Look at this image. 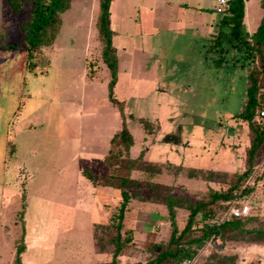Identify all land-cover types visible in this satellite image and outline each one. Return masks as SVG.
Wrapping results in <instances>:
<instances>
[{
	"label": "rangeland",
	"instance_id": "obj_1",
	"mask_svg": "<svg viewBox=\"0 0 264 264\" xmlns=\"http://www.w3.org/2000/svg\"><path fill=\"white\" fill-rule=\"evenodd\" d=\"M259 2L248 0L249 26L261 11ZM217 3L112 1L118 106L108 99L98 0H71L53 45L30 61L21 31L29 8L15 14L1 0L0 264H14L20 244L21 264H109L122 198L120 189L100 185L108 178L115 186L118 177L133 182L120 230L129 241L116 264H146L174 248L167 195L186 202L175 209L178 233L186 226L189 203L208 201L211 191L232 186L246 192L234 200L250 208L243 228L264 230V142L251 173L238 180L247 170L251 139L247 122L237 117L248 69L217 68L204 59L211 24L218 30L222 17L214 11ZM12 44L16 48H8ZM261 112L254 120L264 129ZM123 125L133 139L126 154L122 142L109 143ZM209 171L218 174L213 181ZM230 207L219 202L204 210L211 218L197 214L180 242L194 258L180 264H264V243H252V235L227 229L225 236L188 245L206 224L228 217Z\"/></svg>",
	"mask_w": 264,
	"mask_h": 264
},
{
	"label": "trees",
	"instance_id": "obj_2",
	"mask_svg": "<svg viewBox=\"0 0 264 264\" xmlns=\"http://www.w3.org/2000/svg\"><path fill=\"white\" fill-rule=\"evenodd\" d=\"M6 2L15 14H20L22 11L29 8V17L25 22H22L21 31L23 33L24 44L27 50V58L28 61H30L32 60L33 55L39 52L42 48L53 45L62 25L61 15L70 9L71 0H6ZM98 2L99 10L96 28L99 38L103 43L102 60L110 74V81L107 87L108 99L114 105L119 106V103L113 97V89L117 82L118 62L116 58V50L112 46L113 31L110 29V5L112 0H98ZM260 5L263 10L262 19L257 30L252 35H249L244 24L245 0H229L228 6L220 18L217 33L210 40V43L206 48V55L204 58L206 62H211L217 68L238 66L240 68L248 69L246 74V98L243 109L237 114L238 118L247 122L251 136L250 146L246 151L247 170L243 175L238 177V180L241 181L246 179L251 173L254 157L259 147L264 142V129L258 127L254 120L257 110L264 108V95L261 94V89L264 84L260 83L264 76V0H261ZM16 46L17 44H12L8 45V48L14 49ZM256 62H258V66H254ZM28 65L29 68L32 66L34 67V64L31 65L29 63ZM117 141L122 142L126 154L133 144V139L125 125H123L119 132H116L112 136L109 142L110 147ZM190 173L202 174L205 172H202V170H190ZM206 173H209L211 176L209 178L210 181L214 180L212 177L218 175L213 171ZM84 174L89 181L94 182L95 178L91 172L84 171ZM117 179L119 181L117 186L108 182L107 180H109V178L107 180H100L101 186H110L120 189L122 198L117 215L114 217L116 223L113 225L116 230V236L112 243L115 248L113 251V260L109 264H116V257L119 255L123 244L129 241L127 238L122 240L120 230L122 228V221L126 207L131 198L128 194L127 188H129V185H132L133 182L128 178L118 177ZM236 190H238V188L232 186L225 191H211L208 201L199 202L195 205L189 203L187 207L189 212L187 223L180 233H178L175 223V209L182 208L183 204L186 202L167 195L165 198V205L172 227L169 246H173L174 248H167L165 251L161 252L156 259L146 264H163L167 261H170V264H180L184 260H192L195 252L181 246L180 242L191 229L197 214L202 213L205 219L211 218V214L204 210L219 202H225L227 206H230L236 198L241 197L246 193L245 190H242L239 193H237ZM248 219V217L235 218L233 216H228L223 218L220 223L206 224L207 226H204L202 236L187 243L190 246L193 244L200 246L210 236H225L226 234L224 232L227 229L236 231L243 236L252 235L253 239L250 240L252 243H264L263 229L248 230L243 228ZM23 251L24 246L23 244H20L16 249L14 264H21L20 255Z\"/></svg>",
	"mask_w": 264,
	"mask_h": 264
},
{
	"label": "built area",
	"instance_id": "obj_3",
	"mask_svg": "<svg viewBox=\"0 0 264 264\" xmlns=\"http://www.w3.org/2000/svg\"><path fill=\"white\" fill-rule=\"evenodd\" d=\"M228 1L229 0H218L217 5L214 8V11L217 14H223L228 6ZM264 116V113L261 112L260 116L258 118H262ZM250 213V208L246 207V206H236L234 201L231 203V207L229 210L228 215L229 216H233L235 218H239V217H248Z\"/></svg>",
	"mask_w": 264,
	"mask_h": 264
},
{
	"label": "crops",
	"instance_id": "obj_4",
	"mask_svg": "<svg viewBox=\"0 0 264 264\" xmlns=\"http://www.w3.org/2000/svg\"><path fill=\"white\" fill-rule=\"evenodd\" d=\"M113 1V0H112ZM261 2V0H260ZM259 2V3H260ZM112 3V2H111ZM248 0H245V17H244V24H245V27H246V31L249 35H252L258 28L259 24H260V21L262 19V16H263V10L261 9V11L259 10V12L257 13V16H256V19H255V22H252V26H249V16H248V12H247V8H248ZM257 5H258V2H257ZM261 7V5H260ZM110 8H111V5H110ZM111 21V20H110ZM254 21V20H252ZM211 29H212V32H211V38L210 40L213 38V35L215 34V30H217V28L215 26H213V24H211ZM26 49V48H25ZM26 51V50H25ZM27 58V51L25 53V59Z\"/></svg>",
	"mask_w": 264,
	"mask_h": 264
},
{
	"label": "water",
	"instance_id": "obj_5",
	"mask_svg": "<svg viewBox=\"0 0 264 264\" xmlns=\"http://www.w3.org/2000/svg\"><path fill=\"white\" fill-rule=\"evenodd\" d=\"M1 7H2V4H1V0H0V9H1Z\"/></svg>",
	"mask_w": 264,
	"mask_h": 264
}]
</instances>
